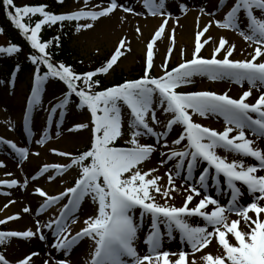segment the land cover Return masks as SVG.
Returning <instances> with one entry per match:
<instances>
[{
	"label": "snow or ice",
	"instance_id": "1",
	"mask_svg": "<svg viewBox=\"0 0 264 264\" xmlns=\"http://www.w3.org/2000/svg\"><path fill=\"white\" fill-rule=\"evenodd\" d=\"M58 2L63 3V0ZM226 2L227 0H220L221 6ZM2 3L5 9H12L6 12L9 20L25 34L31 48L39 53V55L30 56L31 62L35 65L42 64L47 68L43 77L39 75V67L36 69V86L32 89L28 100V110L31 111L40 103V86L49 75L58 78L66 84L68 92L60 103L51 109V112L56 113L57 109H65L70 103V97L74 94L79 98L77 107L87 108L90 113L92 140L90 148L76 156L53 149L56 155L71 157V163L45 165L40 169V175L51 170L62 175L72 166L80 168V175L74 186L57 196H50L41 188L35 189V194L45 198V203L42 205L45 209L68 197V202L63 206L59 218L51 219L44 225L37 220L35 232L31 229L23 232H0V244L10 237L30 239L38 236L43 241L46 237L42 229L52 230L55 226L53 232L55 242L52 247L65 254L69 253L81 239L90 238L94 241L95 248L91 253L90 264H197L196 253H202L199 259L203 261V264H264V204L260 203L264 201V175H257L258 171H264V151L254 148V141L248 139L245 132L247 129L253 135L264 138V0H235L224 20L215 21L217 27L237 31L246 42L255 45L253 51L249 53L250 59H230L236 51V46L230 44L224 37H220L214 44L210 58L202 57L200 55L202 48L212 41L211 37H207L203 43L201 42V38L212 26L210 22L195 35L192 59L180 63L171 71L167 69L166 59L162 65L164 74L151 77L153 48L165 31L170 19L169 15L147 44L144 75L140 79L126 80L103 90H94L99 89L100 81L93 78L98 74H107L113 68L118 59L124 55L122 49H126V40L119 41L115 52L103 66L77 74L64 63L56 65L51 62V55L46 51L51 42H41L38 34L42 26L46 24L82 19L95 22L121 7L118 0H107V7L101 8L100 11L81 10L60 15L49 13L45 10L46 6L17 7L14 0H2ZM85 3L87 4L88 0H85ZM144 3L152 15L165 14V0H159V3H155V0H144ZM179 8L181 12L187 10L184 4H180ZM124 10L131 11V9ZM255 11L260 13L259 17L254 14ZM241 12L246 21V27L243 30L239 25ZM30 14H39L42 17L34 27L23 22L25 17L30 18ZM93 26V23L77 24L76 30L79 32L81 29H91ZM2 31L0 29V34ZM136 31L139 33L140 29L137 28ZM174 33L175 29L172 30L170 37L173 45ZM54 39L59 41V37ZM19 51L16 45L0 47V53L9 55ZM171 51L170 48L167 53L168 58L171 56ZM222 53V58H218ZM197 75L207 76L213 81L229 80L241 85L246 81L249 90L244 91L238 98L230 97L227 92L217 94L209 91L191 93L177 91L181 86L190 83L192 77ZM77 82H81L83 86ZM254 88L258 89L260 94L255 98L254 103H249L247 101L253 95ZM154 96L158 97V108L166 118L163 132H157L153 127L161 123L154 107ZM121 104L130 110L128 123L130 136L125 141L128 147L116 144V141L124 135ZM193 114L201 117H206L208 114L221 116L226 127L223 131L205 127L193 121ZM25 120L27 122V116ZM89 123L76 124L73 128H69V131L89 128ZM176 125H180L182 130L177 138L172 140V144L181 145L184 141L186 144L180 151L161 152L162 157H167L166 160L160 161L161 166L167 161L178 160L174 168L175 176L180 177L186 162L187 175L184 179L189 181L193 179V173L198 164L207 163V167L201 170L198 177L199 188L195 184L189 185L185 189L188 194L180 207L157 203L154 195V193L158 194L165 200L174 199L172 193L176 192L177 188L172 171L165 173L168 176L167 186L162 187L159 183L162 177L153 176L158 169L144 170L142 167L145 162L150 161L153 153L157 152L156 145H160L161 139L167 141L168 134ZM234 132L235 135H232ZM142 137H154L156 143H141ZM47 138L48 134L45 133L37 143L43 144ZM0 144H7L21 160L28 156V149L18 147L13 142L0 140ZM162 147L168 148L169 145L165 142ZM217 149L254 158L258 161V166H246L243 160L229 161L227 157L218 155ZM35 154L38 155V153ZM85 161L89 162L84 163ZM3 166L0 163V167ZM210 169H214V174L210 172ZM221 174L230 190V200L226 202V205H222L211 195L202 194L200 190L207 191L210 176L219 188ZM37 178L33 177V179ZM48 179L52 180L54 177L49 176ZM237 182L246 186V191L251 197L246 205L239 203L243 193L241 187L237 186ZM0 184L11 188L17 186L18 181L15 179L0 181ZM85 197H91L92 202L97 205L96 214L86 218L83 221L85 227L72 235L68 231V218L73 217ZM195 197L201 198L190 207ZM209 206H212L211 210ZM137 209L140 210L139 220L136 218ZM23 211L27 213L30 209L25 207ZM228 214H235L240 219L230 221ZM145 215L151 218V228L144 240L147 252L141 256L135 243ZM190 217L202 218L205 226L189 224L187 218ZM7 219H19V216H9ZM241 221L247 231L241 227ZM6 222V220H0V224ZM72 222L75 223V218ZM161 225L166 229L169 239H174L173 233L178 231L180 242L186 247L176 252L162 250L165 233L161 231ZM213 240L218 248L222 249L219 255L203 251L212 244ZM36 255L39 254L32 252L24 259L17 261V264H31L32 257ZM189 255L193 259L189 260ZM0 264H10L2 253H0ZM45 264L48 262L45 261ZM56 264H71V261L57 260Z\"/></svg>",
	"mask_w": 264,
	"mask_h": 264
},
{
	"label": "rangeland",
	"instance_id": "2",
	"mask_svg": "<svg viewBox=\"0 0 264 264\" xmlns=\"http://www.w3.org/2000/svg\"><path fill=\"white\" fill-rule=\"evenodd\" d=\"M219 3L218 0H215ZM155 3H159V0H155ZM118 7L113 13L106 17H102L97 21L93 22L90 20H81L80 25L86 23H93L91 29H81L79 32L76 31L75 39L72 44V48L78 53L79 57L86 60H91L94 55L97 57H104L107 54L113 52L121 39L126 40V50L123 58L121 59L119 66L113 70L116 73H125L131 78V68L134 67L138 59L141 57L146 62L147 44L153 39L154 33L159 29L163 20L170 15L168 24L165 27V31L161 38L156 41L153 48V70L161 76L163 73L162 65L165 60L170 65H179L187 60L192 59V54L195 46V35L198 30H202L210 22L212 26L209 31L204 34L201 38L203 43L204 39L211 37L212 41L205 44L204 54L211 56L214 44L220 37L226 38L230 44L236 46V51L230 59L233 60H244L250 59L249 53L253 51L255 45L250 42H246L244 38L234 30L222 29L216 26L215 21L224 20V10L220 8H213V12H209L208 7L204 5L200 0H165V14L164 15H152L148 8L145 7L144 0H118ZM186 5V12H181L179 5ZM99 5V7H97ZM129 5L138 6L139 10L137 15L140 17L139 20L134 22H125V18L128 17L130 11H125ZM107 7V0H70L67 7L63 12H76V11H100L101 8ZM203 9V12H201ZM223 12V16L219 13ZM109 18H114L115 24L118 26L114 27L109 25L107 22ZM129 18V17H128ZM104 19V20H103ZM151 20L153 23H147L146 21ZM199 20V23H197ZM124 21V22H123ZM123 22L121 25L120 23ZM240 28L243 30L246 27V21L239 23ZM104 26H107L104 28ZM129 29V31L118 33L116 29ZM139 28L138 33L136 29ZM175 29L174 33V45L171 40L172 30ZM116 30V31H115ZM152 30L151 33L149 31ZM5 39H0V46L6 45ZM162 45L161 50H158V46ZM172 49L171 56L168 58L167 53L169 49ZM249 53H246V52ZM183 53V55H182ZM223 53L219 58H222ZM159 65V67L157 66ZM113 72L109 78H112ZM31 84V79L27 73L19 75V79L14 86L11 87L6 80L0 82V140L10 141L15 143L18 147L28 149V156L26 159L21 160L20 157L12 151L5 144H0V163L4 166L0 167V178L7 179L9 181L15 179L18 181V185L12 187L10 190H5L7 197L0 195V220L8 218L9 216L18 215L19 219H14L8 225V230L23 232L31 229L33 232L36 231V221L39 220L41 225L49 222L51 219H56L61 208L67 204L68 197H64L53 205L52 209L45 213V209L42 205L45 202V198L35 194L36 188L43 189L50 196H57L67 188L72 187L73 180L77 174V169L68 168L62 175L57 174L55 170H51L47 173V176L41 178L38 181V187H33L27 183V176L18 178L17 171L22 172L26 169L28 164L32 165V169L29 172V180H32L34 173H36L42 166L45 165H68L71 162V157H62L54 154L53 149L58 152L69 153L75 156L77 152L82 151L85 146L89 145L92 140L91 125H90V113L86 111H80L79 108L71 106L67 111L59 113L53 120L52 123L47 121V112L50 108L51 102L61 100L64 94L65 87L61 85H55L52 81L48 82L47 87L40 94V103L36 105L31 111L28 110V104L26 98L28 96V87ZM197 88L198 91H209L219 94L227 92L232 98H238L244 91L249 90L247 82L243 84H236L229 80H210L207 76L197 75L192 77L190 83H187L180 88V91ZM257 90V89H252ZM239 94V95H238ZM260 92L253 93V96L248 98L249 103H254L255 98L259 96ZM154 107L157 111V116L160 119V125H153L157 132L164 131V124L166 123L165 116L161 113L158 108V97L154 96ZM122 120H123V141H126L129 136L128 123L130 120V110L125 105L121 106ZM28 117L26 122L25 117ZM192 119L196 123H200L205 127L215 129L217 131H223L226 127L223 117L214 114H208L206 117H201L198 114H193ZM79 123H89V128L79 131H69V128H73ZM182 128L180 125L173 127V130L168 134L167 141L161 139L160 145L157 146V152L153 153L150 161L145 162L142 167L144 170L151 168H157L158 171L153 173V176H160L162 179L159 181L162 187L167 186L168 176L165 174L169 170L172 171L174 177V183L177 188L176 192L172 193L174 199L165 200L160 195L159 200L163 204H171L176 207L182 206L185 196L188 194L185 189L195 184L199 188L198 177L201 170L205 167L202 163H199L193 173V179L185 181L184 177L187 175L186 162L184 169L181 170L180 177L175 176L174 165L178 160L167 161L166 164L161 166L160 161L167 159L166 156L162 157L161 152L169 153L172 150L180 151L183 150L186 141L182 142L181 145H173L172 140L177 138ZM246 137L254 141L253 147L261 151H264V138H260L250 130H245ZM48 134L47 140L43 143H37L41 140L44 134ZM235 135V132L232 134ZM80 136L83 137L80 138ZM167 142L169 147L165 148L162 145ZM141 143L155 144L154 137H142ZM35 153H38L36 155ZM217 154L222 157H227L229 161L233 159L243 160L245 165H256L258 161L254 158L238 156L235 153L227 152L223 149H217ZM27 170V169H26ZM11 173V175H8ZM257 175H264V171H258ZM52 176L54 179L49 180L48 177ZM29 182V181H28ZM209 187L206 192L200 189L202 194L211 195L217 199L222 205H226V202L230 200V193L225 185L220 184L217 188L213 182L211 176L208 181ZM30 187V188H29ZM242 196L239 198L241 205H246L250 202L251 197L248 195L245 189L242 190ZM258 195V194H257ZM201 197H195L190 207L194 206ZM249 198V199H248ZM29 200H33L32 205L29 204ZM14 201V203H13ZM264 204V202H260ZM7 205V207H5ZM28 207L29 212L25 213L23 209ZM212 206H209L211 210ZM97 205L92 202L91 197L85 198L78 210L74 213L73 217L68 218V231L72 235H75L83 227H85L83 221L89 216L96 214ZM39 213V214H38ZM229 220L240 219L235 214H228ZM250 215H253L250 213ZM75 218V223L72 222ZM139 220V216H136ZM188 223L193 226H205L202 218L190 217L187 218ZM241 227L244 231L247 228L241 221ZM55 226L50 230L43 228V234L46 239L41 241L38 236L23 239L20 241H14L8 251V257L13 264H17V261L24 259L32 252H36L39 255L32 257L31 264H56L57 260L67 259L71 261V264H90L91 253L94 251L95 243L90 238L81 239L69 253L65 254L63 251L57 250L52 247L55 242V236L53 234ZM151 228L150 221H143V225L138 233V239L135 243L138 253L143 256L147 252V245L144 243ZM211 231V229H209ZM161 231L165 233L163 236L162 250L170 252H176L179 249H183L186 245L181 244L180 235H174V239H169L166 235V229L161 225ZM171 244H168L170 241ZM235 242L234 240L232 241ZM190 251V249H188ZM204 253L211 252L213 255H219L222 249L218 248L215 240L212 244L205 248ZM202 253H196L195 258L197 264H203V261L199 259ZM127 259V258H125ZM175 259V257H173ZM189 260L193 259L191 255L188 257Z\"/></svg>",
	"mask_w": 264,
	"mask_h": 264
},
{
	"label": "trees",
	"instance_id": "3",
	"mask_svg": "<svg viewBox=\"0 0 264 264\" xmlns=\"http://www.w3.org/2000/svg\"><path fill=\"white\" fill-rule=\"evenodd\" d=\"M66 1L67 0H63V3H59L58 0H14V4L17 7L46 6V11L57 15L60 10L65 7ZM9 10L12 9H5L2 0H0V29L3 30L0 36L8 40L9 44L7 47L16 45L20 51L12 53L11 55L0 53V79H9L10 73L15 69H19V72L23 73L33 70L35 71L37 67H39V75L43 77L47 72L46 66L42 64L35 65L31 62L30 56L39 55V53L31 48L30 42L26 39L25 34L18 30L9 20L6 15V12ZM40 19H42V17L39 14H30V18L25 17L23 22L34 27L35 23ZM75 28L76 23L73 21L57 22L56 24H46L42 26L41 32L38 35L41 42H51L46 50L51 55V62L56 65L64 63L66 66H70L77 74L93 71L103 66L106 59H97L93 62H86L76 56L74 50L71 49ZM55 37H59L58 42L54 39ZM133 71V73L136 74L135 77L139 74L143 75L142 68L135 67ZM93 79L100 81L99 89L94 90H103L107 86L114 84L118 85L125 82L126 75L119 74L112 80L108 81L104 76ZM81 86H83L82 83Z\"/></svg>",
	"mask_w": 264,
	"mask_h": 264
},
{
	"label": "bare ground",
	"instance_id": "4",
	"mask_svg": "<svg viewBox=\"0 0 264 264\" xmlns=\"http://www.w3.org/2000/svg\"><path fill=\"white\" fill-rule=\"evenodd\" d=\"M204 5H206L207 7H208V13H209V11H211L213 8H215V2H214V0H200ZM129 9H131V11L129 12V14H128V17L127 18H125V22L128 24L129 22H134V21H137V20H139L140 19V17L137 15V12H138V10H139V8H138V6H136V5H130L129 6ZM104 20V19H103ZM124 22V21H123ZM123 22H121L120 23V25L123 23ZM147 23H153L151 20H148V21H146ZM109 25H111V26H118V24H115V20H114V18H109V21L107 22ZM107 26H104V28H106ZM117 30V32L118 33H120V32H127V31H129V29H125V28H123V29H116ZM115 30V31H116ZM152 32V30H150L149 31V33H151ZM161 49H163L162 48V45H159L158 46V50H161ZM157 66L159 67V65L157 64ZM239 95V94H238ZM80 138H82L83 139V137L82 136H80ZM27 169V170H26ZM26 169L22 172V170L21 171H19V175H20V177H24V176H27V180H26V182L27 183H29L28 182V178H29V172H30V170L32 169V165L31 164H28L27 165V167H26ZM38 181H30V184L33 186V187H38ZM30 188V187H29ZM32 203H33V200H29V204H31L32 205Z\"/></svg>",
	"mask_w": 264,
	"mask_h": 264
}]
</instances>
